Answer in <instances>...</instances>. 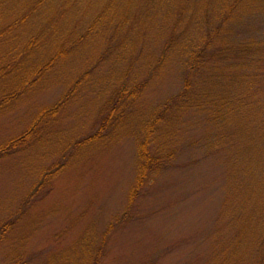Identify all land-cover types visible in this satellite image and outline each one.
<instances>
[{
  "label": "rangeland",
  "instance_id": "obj_1",
  "mask_svg": "<svg viewBox=\"0 0 264 264\" xmlns=\"http://www.w3.org/2000/svg\"><path fill=\"white\" fill-rule=\"evenodd\" d=\"M223 66L258 74L250 95ZM263 76L264 0H0V146L29 132L0 159V264H264ZM144 141L160 168L137 187Z\"/></svg>",
  "mask_w": 264,
  "mask_h": 264
},
{
  "label": "trees",
  "instance_id": "obj_2",
  "mask_svg": "<svg viewBox=\"0 0 264 264\" xmlns=\"http://www.w3.org/2000/svg\"><path fill=\"white\" fill-rule=\"evenodd\" d=\"M217 29L219 31V27H217ZM214 32H216V31H214ZM210 36L212 38H214V36H212V35H210ZM166 49H167V46L165 47L164 50H166ZM192 53H193V51L191 50L190 60H189L188 66H189L191 71L194 69H197V68H203L204 69V71L200 75L201 77L198 76L199 73H196V75L198 74L197 76L200 77L197 79L199 81V85H197V86L206 88L207 85L210 84L211 79H209L210 78L209 75H206L204 73L209 72V73L213 74V72H215L214 65L216 66V63H214L212 65V63L210 61L206 60L205 56H203V55L198 56L200 54V52L194 53V56H192ZM162 57H163V61H164V59H165L164 53H162ZM163 61L161 58V60L157 63V65L160 63H163ZM49 66L51 67L52 64L51 63H49L47 65L45 64L42 68L37 70L36 74L38 76L45 74L47 72ZM221 70H223V72H224L222 74V77L226 81L233 82L234 85H236V86H241V87L243 86L242 88H243L245 94H249V95L251 94L252 83H253L254 79L256 78V76H258V74L256 76H254L253 74H251L250 76H247L246 75L247 73L239 75V73L232 72V68H228L227 66H223ZM195 71H197V70H195ZM149 74L150 75L153 74L152 70L150 71ZM148 82H149V78L146 82L142 83L141 86L142 87L145 86ZM123 92L124 91L122 89L117 93L116 97L111 98V101L109 103L107 110L105 109V111H104V109H102L103 111L101 114L104 113V115L99 116L96 123H95L96 125L98 124L97 130L93 135L89 136L86 139L87 141L88 140H99L104 136L105 133H107L108 131H111L113 129L114 124L113 123L110 124V122H113L114 110L124 100L123 97H125V95L123 94ZM191 92L192 91L190 88V83L186 81L184 89L180 91L176 100H181V102H183L184 104H190L189 97L192 94ZM209 94H211V95H209ZM209 94L207 96H205V98L209 99V102L206 104V106H209V108L214 107V109L212 110L213 118L218 120L219 123L227 121L232 115V112H233L232 106L234 103H231L229 101V99H227L225 97H216V96L212 95V93H209ZM204 95L202 94V99L204 98ZM68 97H69V94L64 95L58 101V103L55 107H53L50 110L42 111L43 113L40 116V120L46 114L55 113V111L59 108V106L66 103V101L68 100ZM198 100L202 101L200 97H198V99H196V101H198ZM235 102H238V101H235ZM197 103L200 104L199 101ZM238 103L242 104V108H244V112L246 114L247 113L253 114V112L256 111V110L252 109L255 106L254 103H248V102L246 103V99L244 101L240 100ZM28 135H29V132L26 131L25 133L21 134L19 137L15 138L11 141H8L4 145H1L0 146V159L6 157V156L10 155L11 153L15 152L16 150H18L22 146V144H24ZM145 145H146V141L141 143L138 147V158H137L138 163H137V177H136L137 187H139L143 183L146 176L150 174L149 172L153 173L156 171V169L160 168V163H158V161L156 162L155 159L148 154L147 150L145 149L146 148ZM11 225H12V223L9 221L0 224V242L4 238V235L8 232V229H10ZM19 264H21V263L19 262Z\"/></svg>",
  "mask_w": 264,
  "mask_h": 264
}]
</instances>
